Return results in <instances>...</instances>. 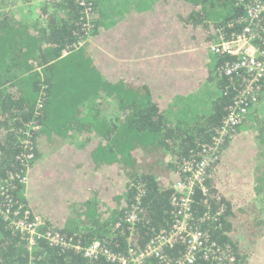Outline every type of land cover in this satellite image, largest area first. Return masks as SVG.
Returning <instances> with one entry per match:
<instances>
[{
    "label": "trees",
    "instance_id": "1",
    "mask_svg": "<svg viewBox=\"0 0 264 264\" xmlns=\"http://www.w3.org/2000/svg\"><path fill=\"white\" fill-rule=\"evenodd\" d=\"M149 1L140 10L134 0H0V181L28 178L0 195L10 208L0 213V264H117L83 250L100 242L128 256L173 225L182 166L219 135L251 78L226 75L237 58L210 59L208 48L242 34L246 7L264 0ZM207 84L216 100L188 122ZM250 112L208 169L207 194L196 189L192 216L240 264H264V119ZM36 217L46 224L30 249L14 221Z\"/></svg>",
    "mask_w": 264,
    "mask_h": 264
},
{
    "label": "built area",
    "instance_id": "2",
    "mask_svg": "<svg viewBox=\"0 0 264 264\" xmlns=\"http://www.w3.org/2000/svg\"><path fill=\"white\" fill-rule=\"evenodd\" d=\"M85 6V2L81 3ZM246 26L242 34L226 39L221 37L219 42L210 48L214 55L236 57L237 60L227 64L223 69L226 75L243 76L246 74L249 82L240 95L234 100L229 115L224 119L221 131L214 141L205 147L196 159L185 162L181 168L183 179L176 182L172 198L171 207L173 211V225L169 230H163L155 235L143 248L134 250L129 248L128 256H122L112 252L107 246L100 242H95L83 250L84 256L88 259L105 257L108 261L117 264H154L160 262L164 264H196L198 261L210 263L216 261L218 264H240L237 255L229 247H222L213 241L209 233L194 224L192 216L194 195L199 188L207 194L205 186L208 169L218 158L221 147L227 136L234 132L240 124L243 116L252 110V107L259 102V88L264 79V47L259 40L263 39L264 27L258 26L259 21L264 18V3H256L247 6ZM90 11V8H87ZM262 22V21H261ZM262 37V38H261ZM260 40V41H261ZM28 142V141H27ZM30 159L32 154H26ZM197 163V164H195ZM17 183L27 184L28 178L22 175L12 174L9 180L0 181V195L8 194L10 189H15ZM0 203V213L5 214L6 218L10 215ZM21 215L30 218L31 212L20 208ZM141 209L138 204H134L126 215V222L130 232H134L135 227L140 223ZM17 212L16 215H19ZM223 209L215 213L221 216ZM44 219L36 217L34 221L18 219L14 221L16 230L20 231L28 242V247L32 249L38 238L41 236V228L45 225ZM51 243L66 246V242L59 235L47 234ZM182 245L183 252L177 260L169 259L167 253L176 246ZM77 250H81L79 246Z\"/></svg>",
    "mask_w": 264,
    "mask_h": 264
},
{
    "label": "rangeland",
    "instance_id": "3",
    "mask_svg": "<svg viewBox=\"0 0 264 264\" xmlns=\"http://www.w3.org/2000/svg\"><path fill=\"white\" fill-rule=\"evenodd\" d=\"M103 1H108V0H103ZM148 1L149 0H146L145 1V4H147L148 3ZM105 3V2H104ZM137 4V3H136ZM34 11L35 12V9H34V5H33V9H31V7L30 6H24L23 7V10H22V12H23V14H24V16L26 15V14H28V12H30V11ZM211 47H209V49H210ZM210 52H211V50H210ZM209 58L211 59V57L209 56ZM211 90H213V85H211V86H208V89L206 88V90H205V93L204 94H201L203 97V100H205L206 101V98H211V96L213 95V94H210V91ZM259 97H261V94H260V96ZM259 102H260V100H259ZM259 102H257L253 107H252V110L259 104ZM181 105H183V106H185V104L184 103H180ZM179 107V106H177L176 108H175V110L174 111H176L177 110V112H180L184 107ZM211 107H212V102H205V103H199L198 105H196L195 107H193V109H194V111H193V114L192 113H190V115L189 116H187L188 117V122H190L191 120H190V118H192L193 116H195L193 119H195L197 116H201L202 114H204V113H208V112H210V110H211ZM251 110V111H252ZM174 113V112H173ZM173 113L172 114H170L171 116H173ZM175 116L176 117H180L181 115H176L175 114ZM192 119V120H193ZM190 120V121H189ZM66 167H68L67 165H66ZM178 174H180L179 172H178ZM220 217V216H219ZM219 217H217V216H215V217H213L212 218V220H218L219 219Z\"/></svg>",
    "mask_w": 264,
    "mask_h": 264
},
{
    "label": "crops",
    "instance_id": "4",
    "mask_svg": "<svg viewBox=\"0 0 264 264\" xmlns=\"http://www.w3.org/2000/svg\"><path fill=\"white\" fill-rule=\"evenodd\" d=\"M145 1L146 0H134V2L137 3L135 7L140 8V10H141V7L144 6V5H146V7H147V5H149L150 1H148L147 4H145ZM128 11H129V9H128ZM208 52H209V55L211 56V58L215 57V55L212 52H210V49L209 48H208ZM212 65H214L213 62H212ZM211 85H213V84H207V85H205L206 87H204V91L206 90V88L208 89V86H211ZM211 91H213V93H212L213 95L211 96L210 99L209 98H206V101L207 102H214L216 100V96H214V94H217L218 93V89L216 87H214V85H213V90H211ZM188 97H190V96L183 97L182 98L183 100L181 99L182 100V103L185 104V100H187ZM197 98H199V97H197ZM200 99H202V102H206L205 100H203L202 97ZM250 115H251L249 117V121L250 122H253L258 117L260 118V120L261 119H264V93L261 94V98H260L259 104L250 112ZM263 203L264 202L261 201V204L262 205H263Z\"/></svg>",
    "mask_w": 264,
    "mask_h": 264
}]
</instances>
